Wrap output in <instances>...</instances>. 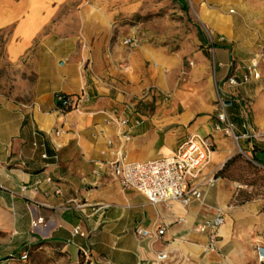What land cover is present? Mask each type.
Wrapping results in <instances>:
<instances>
[{
    "label": "crops",
    "instance_id": "obj_1",
    "mask_svg": "<svg viewBox=\"0 0 264 264\" xmlns=\"http://www.w3.org/2000/svg\"><path fill=\"white\" fill-rule=\"evenodd\" d=\"M128 1L0 0L5 61L37 74L25 99L0 92V264L24 263L25 252L48 264H153L161 252L167 254L163 264H264L257 254L264 245V198L244 199L235 181L216 178L237 153L229 135L215 128L216 105L193 128L213 143L199 176L201 199L188 206L179 200L153 204L115 175L120 153L132 162L155 160L173 156L185 141L179 129L144 120L135 126L136 116L128 127L131 139L124 140L122 128L108 122L124 98L119 79L134 52L114 35L116 19L133 11ZM176 1L205 31L200 44L211 57L209 98L224 99L243 149L264 150V0ZM144 52L154 61L155 78L167 57L148 47ZM61 59L74 64L70 75L60 69ZM252 62L260 77L229 85L230 76L249 74ZM81 92L88 97L78 109L59 110L57 93ZM35 139L45 147L35 148ZM236 196L243 200L234 203ZM219 214L225 221L209 247L212 229L205 224ZM38 218L44 221L34 227ZM138 227L149 235H139Z\"/></svg>",
    "mask_w": 264,
    "mask_h": 264
},
{
    "label": "rangeland",
    "instance_id": "obj_2",
    "mask_svg": "<svg viewBox=\"0 0 264 264\" xmlns=\"http://www.w3.org/2000/svg\"><path fill=\"white\" fill-rule=\"evenodd\" d=\"M133 11L116 19L114 35L123 39L132 37L136 45L133 55L127 59L125 75L121 77L119 91L124 96L117 103V115L132 120L151 121L157 126H168L179 129L182 139L193 133L197 121L207 116L212 105H216V116L219 113V98H209L207 74L211 72V58L204 46L200 44L201 34H205L201 24L182 8L176 0H129ZM7 32L0 36V92L17 94L19 99L31 89L37 74H28L24 67L12 66L5 61V43ZM163 53L165 72L169 87L158 86L154 75L153 59L144 52V48ZM167 60H170L167 61ZM60 69L71 74L74 64L64 59ZM214 121L217 122V117ZM218 131V130H217ZM220 132V131H218ZM228 135V134H227ZM237 153L241 154L231 168L233 181L247 185L240 196L244 199L264 198V165L253 160V149H243L232 136ZM247 161H252V165ZM236 196L234 203L240 202ZM21 264H48L43 256H28ZM4 264H17L16 260H8Z\"/></svg>",
    "mask_w": 264,
    "mask_h": 264
},
{
    "label": "built area",
    "instance_id": "obj_3",
    "mask_svg": "<svg viewBox=\"0 0 264 264\" xmlns=\"http://www.w3.org/2000/svg\"><path fill=\"white\" fill-rule=\"evenodd\" d=\"M126 45H136V40L132 37L126 38L124 41ZM209 45L211 53L214 52V41L210 38ZM249 74H246L242 80L236 75H232L228 78L229 85L238 86L241 83L247 82L250 79V74H253L255 78L260 77V73L257 70L256 63L252 62L248 67ZM88 97L86 92L71 95L66 93H57L56 101L60 111L68 112L74 109H78L82 100ZM219 113L217 115V123L215 128L218 131H225L228 135L232 136L237 143L242 138L238 135L233 128V124L230 121L228 113L226 111V102L222 97L218 100ZM109 123H115L122 128L120 135L124 140H130L131 134L128 129L130 120L122 116L120 118L110 115L108 118ZM141 121L134 122L135 126H138ZM60 133V132H59ZM58 133V134H59ZM37 135V133H36ZM111 143V141H109ZM35 148L45 147V144L35 139L33 142ZM213 153V143L211 139L201 133H193L182 142L177 152L173 156H168L155 160L146 161H129L124 153H120L116 161L114 162V173L119 178L121 185L124 188H132L143 194L147 200L153 204H159L161 202L169 200H179L183 205L188 206L193 199H201L202 183L199 181V176L202 170L210 163L211 154ZM43 158L47 157L46 151L42 154ZM47 182L52 183L51 177L46 178ZM247 185L240 182H235V190L238 193L240 190L246 188ZM23 187L22 190H24ZM15 194V192H12ZM55 193L62 195V189L60 187L55 189ZM76 206L81 205L75 203ZM59 209H65L66 206L59 205ZM43 218H38L32 222L34 227L42 224ZM224 217L219 214L213 220L207 221L205 227L212 229L210 233L209 247H214L217 243L218 228L224 223ZM137 233L143 237L149 235V230L143 227L136 229ZM165 229H159L158 235L164 234ZM79 229L74 230V234H78ZM257 254L260 262H264V245L257 246ZM22 259H27L28 254L24 253L21 256ZM167 259V254L164 252L158 253L153 264H163ZM89 264H94L90 262Z\"/></svg>",
    "mask_w": 264,
    "mask_h": 264
},
{
    "label": "trees",
    "instance_id": "obj_4",
    "mask_svg": "<svg viewBox=\"0 0 264 264\" xmlns=\"http://www.w3.org/2000/svg\"><path fill=\"white\" fill-rule=\"evenodd\" d=\"M183 8V7H182ZM255 152L252 153L253 160L258 161L264 165V150L254 145ZM239 157H241L240 153H236L231 158H229L225 164L217 171L216 178H229L231 177V168L238 161ZM247 163L252 165V161H247ZM26 253V252H25ZM28 254V253H27ZM10 258H17L16 255L10 256Z\"/></svg>",
    "mask_w": 264,
    "mask_h": 264
},
{
    "label": "bare ground",
    "instance_id": "obj_5",
    "mask_svg": "<svg viewBox=\"0 0 264 264\" xmlns=\"http://www.w3.org/2000/svg\"><path fill=\"white\" fill-rule=\"evenodd\" d=\"M93 21V18L92 20ZM155 79L157 80V82L159 84L162 85V87L164 88H167V81H166V77H165V69L163 66H159L157 69H156V73H155Z\"/></svg>",
    "mask_w": 264,
    "mask_h": 264
},
{
    "label": "water",
    "instance_id": "obj_6",
    "mask_svg": "<svg viewBox=\"0 0 264 264\" xmlns=\"http://www.w3.org/2000/svg\"><path fill=\"white\" fill-rule=\"evenodd\" d=\"M230 102H228L227 104H229Z\"/></svg>",
    "mask_w": 264,
    "mask_h": 264
}]
</instances>
